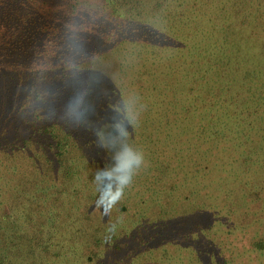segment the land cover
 Listing matches in <instances>:
<instances>
[{
	"label": "trees",
	"instance_id": "obj_1",
	"mask_svg": "<svg viewBox=\"0 0 264 264\" xmlns=\"http://www.w3.org/2000/svg\"><path fill=\"white\" fill-rule=\"evenodd\" d=\"M0 264H264V0H0Z\"/></svg>",
	"mask_w": 264,
	"mask_h": 264
},
{
	"label": "clouds",
	"instance_id": "obj_2",
	"mask_svg": "<svg viewBox=\"0 0 264 264\" xmlns=\"http://www.w3.org/2000/svg\"><path fill=\"white\" fill-rule=\"evenodd\" d=\"M116 123V122H114ZM143 157L140 156L137 160V164L142 161ZM130 182V177L124 178L121 177L120 178V184L117 187V189L115 191H111V186H109V189L106 190L104 193L101 194L102 197V203H106L109 205H114L117 200L120 199V196L123 195V187L125 185H127Z\"/></svg>",
	"mask_w": 264,
	"mask_h": 264
}]
</instances>
